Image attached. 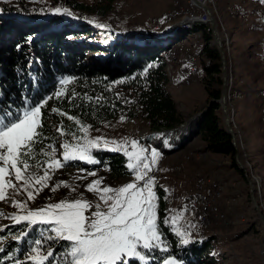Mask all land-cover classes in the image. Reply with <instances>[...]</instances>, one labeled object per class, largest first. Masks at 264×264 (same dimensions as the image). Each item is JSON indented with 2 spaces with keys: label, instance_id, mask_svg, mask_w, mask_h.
<instances>
[{
  "label": "trees",
  "instance_id": "obj_1",
  "mask_svg": "<svg viewBox=\"0 0 264 264\" xmlns=\"http://www.w3.org/2000/svg\"><path fill=\"white\" fill-rule=\"evenodd\" d=\"M30 6L26 3L18 7L0 6V116L7 112L16 113L47 99L41 108L43 127L39 132L43 136L37 138L39 142L34 146L36 158L29 160L30 163L42 164L47 159L43 153L52 151L50 144L57 147L62 141L74 142L72 133L82 136L81 127L96 129L121 117L128 120L142 118L155 134L185 123L168 90V62L163 61L166 58L163 53L171 50L172 41L162 42L150 33L118 31L109 22L112 0L93 3L50 0L39 7ZM57 8L61 11L69 9L73 15L54 19ZM191 33L201 34L206 41L201 53L204 84L209 96L208 105L213 103L199 135L206 151L230 158V168L244 177L236 164V150L219 103L223 87L222 59L214 44L211 27L197 23ZM72 37L82 39L69 43ZM92 54L101 58L90 60L88 56ZM66 78L71 80L62 86L60 81ZM234 89L235 93H242L236 87ZM58 91L59 96L56 95ZM262 97L263 94L260 99ZM263 105L260 101L258 109L262 114ZM51 121L59 129L63 128L65 134L55 131L54 136L49 137ZM261 122L264 124L262 117ZM92 154L100 161V166L108 170L111 179L119 180L132 174L127 168L128 158L123 153L96 148ZM262 186L264 188L263 182ZM164 197L165 193L161 191V216L165 215ZM22 230V226H16L3 232L11 240L3 244L0 264H34L22 261L39 237L43 241L41 234L46 231L45 227L35 228L27 235L28 241L32 242L29 247L26 241L15 240L21 236ZM159 232L168 250H152L148 253L149 264H162L170 257H174L178 264H215L207 257L210 248L207 241L182 246L163 219L159 221ZM44 244L63 254L68 242L45 239ZM51 259L45 264H63V259ZM129 264H139V261L132 259Z\"/></svg>",
  "mask_w": 264,
  "mask_h": 264
},
{
  "label": "rangeland",
  "instance_id": "obj_2",
  "mask_svg": "<svg viewBox=\"0 0 264 264\" xmlns=\"http://www.w3.org/2000/svg\"><path fill=\"white\" fill-rule=\"evenodd\" d=\"M49 1L8 0V2H4V0H0V6L5 4L18 7L22 3H26L27 5L31 4L30 8H35ZM78 1L93 3L96 0ZM190 1L112 0L113 11L109 21L110 25L114 26L118 31L130 34L140 32L148 35L150 33L154 35L155 39L162 42L172 41L170 42L171 44L169 43L171 50L163 53L166 57L163 58V61L168 62L166 67L170 77L168 90L176 102L180 114L185 118V122L192 116L200 113L209 103V96L204 84L205 71L201 54L206 41L201 37V34L191 33L193 27L199 22L194 23L184 20L183 17L174 18L172 16L176 8V2H179L183 5L185 11L189 12L188 17H192ZM206 6L210 7L213 16L218 22V29L224 39V48L228 60L229 105L233 116L232 120L234 119L233 125L239 136L243 163L249 172V178L255 185V196L264 213V207L260 205L259 194L256 191V182L258 181L260 188H262L261 192L264 200V188L262 186V182L264 185V153H260L261 148L255 146L252 141L253 139L250 141L246 140V137L258 135V139L264 141V124L261 122V117L264 118V114L258 112V117L251 116L250 118H245L243 121L245 124L237 122L236 125L234 106L230 102L232 99H240L242 97L240 93L234 92V88L239 85H250L253 83V86H256V83L258 84L256 87L260 90L255 89L252 91V94L254 96L258 94L260 97L262 94L264 95V90H262L264 89V3H261V0H206ZM67 10L71 13L69 9ZM64 15L68 14L63 11L60 13L55 12L53 17L54 19H58ZM75 18L80 19L76 16ZM193 19L198 20V18ZM32 21L34 20L32 19ZM201 21L202 24L209 25L207 23L208 20L201 19ZM230 21L240 23L241 26V28L237 24H232L231 26L232 34H236V44L231 42L232 37L229 33L227 34L228 31L226 32V28L229 25L227 22ZM179 23L184 25H179ZM98 26L104 27L103 25ZM174 27H182V30L185 27L188 31H176L167 35L166 32ZM78 39L82 38L76 39L72 37L68 41L69 43H73ZM244 44L249 45L245 46L244 49ZM95 57L99 58L100 55L92 54L88 56L90 60ZM192 58L196 61H191ZM194 65L198 67V72L191 77L188 66L192 67ZM187 80L190 81V84L187 83ZM231 92L234 93L231 95ZM260 101L263 105L264 98L262 97ZM257 107L259 108L258 104ZM49 125L51 133L48 136L53 137L54 133H56L55 131H58L59 126L52 121ZM172 135L175 134H154L142 118L128 120L125 117H121L105 123L96 129H88L89 139L103 137L108 141L128 142L129 144L131 141H137L140 148L147 149L145 155L148 157L149 162L151 161V152L153 150L159 153L156 163L150 164L151 171L148 173L156 181L154 190L158 197L156 201L157 223L159 225L160 219H163L165 224L170 226L178 237L180 245L188 246L194 242L207 241L210 244L207 257L212 259L215 264H264V227L251 202L250 189L247 180H245L246 178L244 179L245 175L243 177L238 171L230 168V158L206 151L205 143L202 141L200 135L183 149L172 151L163 149L161 143H166L169 146ZM65 142L62 141L57 147L55 146L56 158L61 157V153L63 152L61 145ZM246 144L248 149L245 146ZM111 147V144L107 148L101 144L98 148L110 150ZM128 150L132 151L130 147ZM117 152L123 153V151ZM42 167H46V165H42ZM81 169L86 171L81 172ZM28 171L34 172L39 170L29 168ZM88 171H94L96 175L89 176ZM199 174L204 175L209 181L207 189L204 192V195H207L206 197L208 198H205L206 200L202 203H197L199 206L197 212L190 213L186 211V206L190 203H196V177ZM132 177L133 173L128 177L113 180L109 176L108 170L104 166H100V163L89 165L81 161L69 162V165L65 168L58 169L52 176V180L49 181V186L62 181L67 183L69 187L65 188L61 186L55 192L50 191L49 187H45L36 196L34 201H28V207L36 208L45 203H57L61 199L70 200L79 198L82 195L85 199L94 203H101V207L104 208L105 206L99 201V197L92 192H88L86 186L92 181L100 179L102 180L101 187L110 186L118 188L130 182ZM73 187L76 189L75 192L71 190ZM219 189H223L222 199L213 201L212 195ZM11 191L12 189H9V192ZM161 191L165 193L164 201L166 206L164 216H161L160 213ZM13 199L16 201L27 200V191L24 190L22 184L19 193ZM209 204L218 206L224 218L221 219L213 214H209ZM0 212L9 214L4 218H0V253L3 251V244L11 240L5 237L3 232H8L11 227L16 226H22L23 230L21 236L16 237L15 240L26 241L28 247L32 242L28 241L27 235L35 228L45 227L46 231L41 234L43 238L42 243L44 249L51 246L44 244L46 237L54 235L49 230L50 226L41 224L33 226L27 224L25 221L15 223L10 218V215L13 213L23 214V212L20 209L12 207L8 202H0ZM86 215H88L87 212ZM177 215H180L182 218L173 223L172 218ZM177 230L190 234V242L188 244L181 242V237L177 235ZM39 238L38 240L40 241ZM163 247H167L164 242ZM155 249L161 250V248ZM52 250L55 259H64V253H58L54 247H52ZM29 254L23 259V263H34L28 258Z\"/></svg>",
  "mask_w": 264,
  "mask_h": 264
},
{
  "label": "snow or ice",
  "instance_id": "obj_3",
  "mask_svg": "<svg viewBox=\"0 0 264 264\" xmlns=\"http://www.w3.org/2000/svg\"><path fill=\"white\" fill-rule=\"evenodd\" d=\"M261 3H264V0H261ZM55 11L60 13L61 9L57 8ZM63 12L71 15L67 9ZM28 40L30 42L31 37ZM70 80L71 78L63 79L60 84L66 85ZM60 94L56 93L57 96ZM46 103L47 99H43L16 113L7 112L0 116V202H8L23 212L13 213L10 218L15 223L25 221L33 226H50L49 230L54 235L46 239L68 242L63 264H129L130 259L139 261V264H149L148 253L153 249L161 248L162 251H167V247H163L157 223L158 197L154 190L156 181L148 175L151 171L150 164L156 163L159 153L153 150L149 162L145 155L147 149L140 148L137 141H131L129 144L108 141L103 137L89 139L88 129L81 127L79 131L84 135L76 136L72 133L74 142L61 145L63 152L60 158H56V149L50 144L51 153H43L49 157L42 162L46 167H42V164H30L29 160L36 158L34 146L39 142L37 138L43 136L38 129L43 127L41 108ZM58 131L61 135L65 134L63 128ZM101 144L105 148L111 144L112 151H123L129 161L127 168L133 173L132 180L118 188L101 187L100 179L86 186L88 192L99 197L104 208L101 203H94L82 195L70 200L61 199L57 203H45L36 208L28 207V201H34L45 187H49L52 192L61 186L69 187L62 181L49 186L55 172L68 166L69 162L99 164L100 161L92 154V150ZM129 147L132 151L128 150ZM29 168L39 171L29 172ZM84 171L86 170L81 169V172ZM88 175L95 176L96 173L88 171ZM21 184L27 191V200L16 201L13 197L19 193ZM9 189L12 191L9 192ZM71 190L76 191L75 187ZM8 215L0 212V218ZM180 218L182 217L177 215L172 218V222L175 223ZM177 235L181 237L183 244L190 242L189 233L177 230ZM35 244L28 257L34 264H45L50 257L55 259L51 246L44 249L39 240ZM163 264H178V261L170 257L165 259Z\"/></svg>",
  "mask_w": 264,
  "mask_h": 264
},
{
  "label": "water",
  "instance_id": "obj_4",
  "mask_svg": "<svg viewBox=\"0 0 264 264\" xmlns=\"http://www.w3.org/2000/svg\"><path fill=\"white\" fill-rule=\"evenodd\" d=\"M194 1V0H193ZM206 13L208 14L209 20L207 23H209L213 35V40L214 44L219 50L221 59H222V78H223V87H222V95L221 99L219 101L222 112L224 115V123L226 125L227 132L231 134L232 140H233V145L236 150L235 154V161L238 167L244 172L245 178L248 182L249 189H250V197H251V202L253 204L254 209L257 211L259 218L261 220V223L264 227V213L261 210L257 199L255 197L254 193V184L252 180L249 178V172L246 168V166L243 163L242 160V152L240 150L239 142H238V133L234 129L233 121H232V114L230 110V105H229V90H228V80H229V74H228V60H227V54L224 48V39L218 29V22L215 19V17L212 16L211 9L208 6H202ZM196 22H202L200 20H197ZM167 33V32H166ZM170 34V33H167ZM212 104L210 103L201 113H198L194 116H192L187 122L182 124L180 127L173 129V130H168V131H162L160 133H155V134H165V133H175L181 131L182 128L185 126L193 125L194 128L192 129L190 136L185 140L179 147H177L174 150H179L183 149L185 146H187L190 142H192L197 136L200 134L201 127L211 112L212 109ZM172 151V150H171Z\"/></svg>",
  "mask_w": 264,
  "mask_h": 264
},
{
  "label": "bare ground",
  "instance_id": "obj_5",
  "mask_svg": "<svg viewBox=\"0 0 264 264\" xmlns=\"http://www.w3.org/2000/svg\"><path fill=\"white\" fill-rule=\"evenodd\" d=\"M176 8H175V11L173 12L172 16L174 18H179V17H183L184 20L186 21H192L194 23H196L197 19H193V18H197V17H188L189 16V12L185 11L183 5H181L179 2H176L175 4ZM190 9H191V13H196L197 12V2L191 0L190 1ZM212 13V11H211ZM212 16H213V13H212ZM214 17V16H213ZM182 19V18H181ZM201 21V19H198ZM193 23V24H194ZM202 23V22H200ZM160 28V27H159ZM185 27H184V30H182V27L181 28H172L170 29L169 31H167V33H174V32H183L185 31ZM164 32V31H162ZM168 35V34H167ZM170 35V34H169ZM191 65V64H190ZM190 70H191V73L189 72V75L192 77L194 76L195 74H197L198 72V67L196 65L190 67ZM229 82V80H228ZM187 83L190 84V81L187 80ZM188 84V85H189ZM229 90V89H228ZM230 100V99H229ZM231 102V101H230ZM232 114V112H231ZM233 117V116H232ZM234 120V119H233ZM232 120V121H233ZM234 122V121H233ZM194 128L193 125H189V126H185L184 128L181 129V131L179 132H175V133H172V134H175V135H172V138H171V141H170V145L168 146L166 143H161V147L163 149H167V150H174L176 149L177 147H179V145H181L185 140H187V138L190 136V133L192 131V129ZM165 134H171V133H165ZM238 142H239V136H238ZM171 146V148H170ZM199 180V184H197ZM208 183L209 181L206 179V177L202 174H199L197 177H196V189H197V194L195 195L196 196V203H190L186 206V211L187 212H190V213H194V212H197V210L199 209V206L197 203H202L204 202V200H206L205 198H208L204 195V192L206 191L207 189V186H208ZM257 185H256V191L257 193L259 194V198H260V205L264 207V200L262 198V188H260V185H259V182L257 181L256 182ZM254 184V183H253ZM223 189H219L218 191L216 190L214 195H212V198H213V201L215 200H221L222 199V191ZM196 191V190H195ZM254 193H255V185H254ZM203 194V195H202ZM206 194V193H205ZM264 196V195H263ZM256 197V196H255ZM211 198V197H210ZM212 200V199H211ZM233 200V199H232ZM201 201V202H200ZM235 201V200H234ZM237 201V200H236ZM233 202V201H232ZM258 202V201H257ZM212 203V202H211ZM231 204V203H230ZM208 210H209V214H213L215 216H217L218 218H221L223 219L224 218V215H221L220 213V209L218 206H216L215 204H209L208 206ZM197 215V214H196ZM199 215V214H198ZM210 219V217H209Z\"/></svg>",
  "mask_w": 264,
  "mask_h": 264
},
{
  "label": "crops",
  "instance_id": "obj_6",
  "mask_svg": "<svg viewBox=\"0 0 264 264\" xmlns=\"http://www.w3.org/2000/svg\"><path fill=\"white\" fill-rule=\"evenodd\" d=\"M228 27L226 25V32L227 34L229 33L230 36L232 37V43L234 44L236 41H235V36L236 34H232L231 32V26L232 24H237V26H240V23H233V22H227ZM236 44V43H235ZM249 44H244V49H245V46H248ZM236 46V45H235ZM246 73V72H245ZM243 76V75H241ZM256 86H258V84L255 83ZM256 86H253V83L250 84V85H239L237 86L236 88L243 91L242 93H240L242 95V97L240 99H233L231 101V104L234 106V113H235V123L237 125V122H239L240 124L243 123L244 119L246 118H250L251 116L252 117H258V112L259 109L257 107V104L259 105V102H260V95L258 94H252V91H254L255 89L256 90H260L258 89ZM264 90V89H262ZM232 95V94H231ZM251 122V120H250ZM245 124V123H243ZM237 127V126H236ZM249 136V135H248ZM240 137L242 138L241 134H240ZM248 139V141L252 140L253 143L255 144L256 147H259L261 148L260 149V153L263 154L264 153V141L262 139H258V135H255L253 137H246V140ZM242 140V139H241ZM242 143H243V140H242ZM244 145V143H243ZM246 148L248 149V146L247 144L245 145Z\"/></svg>",
  "mask_w": 264,
  "mask_h": 264
},
{
  "label": "built area",
  "instance_id": "obj_7",
  "mask_svg": "<svg viewBox=\"0 0 264 264\" xmlns=\"http://www.w3.org/2000/svg\"><path fill=\"white\" fill-rule=\"evenodd\" d=\"M194 1L197 2V13H192V18L197 17L198 19L209 20L208 14L206 13L205 9L202 7V6H206V0H194ZM179 25H184V24L179 23ZM191 61H196V60H193L192 58ZM188 67L190 69V66ZM190 73H191V70H190ZM197 184H199V180Z\"/></svg>",
  "mask_w": 264,
  "mask_h": 264
}]
</instances>
